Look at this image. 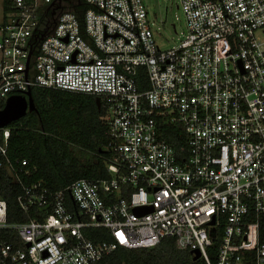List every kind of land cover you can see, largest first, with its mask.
Returning a JSON list of instances; mask_svg holds the SVG:
<instances>
[{
  "label": "built area",
  "instance_id": "built-area-1",
  "mask_svg": "<svg viewBox=\"0 0 264 264\" xmlns=\"http://www.w3.org/2000/svg\"><path fill=\"white\" fill-rule=\"evenodd\" d=\"M82 1L81 21L67 0H11L0 110L37 87L100 98L109 177L28 182L37 168L9 157L0 128V169L41 215L9 222L0 198V264H107L164 239L205 264H264V0H180L185 30L167 49L143 0ZM174 128L177 145L162 133Z\"/></svg>",
  "mask_w": 264,
  "mask_h": 264
},
{
  "label": "trees",
  "instance_id": "trees-1",
  "mask_svg": "<svg viewBox=\"0 0 264 264\" xmlns=\"http://www.w3.org/2000/svg\"><path fill=\"white\" fill-rule=\"evenodd\" d=\"M4 16L11 10V0H4ZM68 9L82 21L86 9L82 0H67ZM143 70H140L143 77ZM148 88L144 84L142 90ZM36 110L9 125L8 154L11 159H27L35 172L28 182L42 181L53 191L64 189L80 179H105L109 177L108 126L103 120L105 109H98L96 97L43 87L32 89ZM163 136L174 142L177 129L162 131ZM177 145V143L175 144ZM21 187L9 173L0 169V198L8 203L9 222H25L40 217L38 209L24 213L17 203ZM259 242L264 244V217L259 219ZM92 232L89 238L101 239ZM103 237V235H102ZM219 241L215 242L213 252ZM212 260H215L212 255ZM107 264H205L194 260L189 250H179L173 239H164L154 249L129 250L118 248L105 260Z\"/></svg>",
  "mask_w": 264,
  "mask_h": 264
},
{
  "label": "rangeland",
  "instance_id": "rangeland-1",
  "mask_svg": "<svg viewBox=\"0 0 264 264\" xmlns=\"http://www.w3.org/2000/svg\"><path fill=\"white\" fill-rule=\"evenodd\" d=\"M149 12V21L157 44L163 48L175 45L185 30V19L177 6L180 0H143ZM4 0H0V24L4 20ZM176 32H175V28Z\"/></svg>",
  "mask_w": 264,
  "mask_h": 264
},
{
  "label": "water",
  "instance_id": "water-1",
  "mask_svg": "<svg viewBox=\"0 0 264 264\" xmlns=\"http://www.w3.org/2000/svg\"><path fill=\"white\" fill-rule=\"evenodd\" d=\"M96 103L98 109L100 110V98H96ZM35 110L36 108L32 98V91L27 92L26 96H13L9 98L5 107L0 110V128L9 126L11 123L24 118L28 112H34ZM146 210L149 211L152 210V208H147ZM211 236H216L215 229H212ZM191 253L194 255V260H198L200 258L199 251H193Z\"/></svg>",
  "mask_w": 264,
  "mask_h": 264
}]
</instances>
